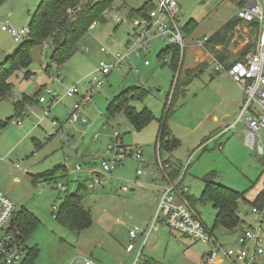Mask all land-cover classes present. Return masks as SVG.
I'll return each mask as SVG.
<instances>
[{"label":"rangeland","instance_id":"374dc122","mask_svg":"<svg viewBox=\"0 0 264 264\" xmlns=\"http://www.w3.org/2000/svg\"><path fill=\"white\" fill-rule=\"evenodd\" d=\"M41 1L0 0V62L18 47L10 33L1 29L2 25L8 21L11 27L28 28ZM155 1L114 0L104 10L105 21H96L94 28H88L77 51L62 69L57 70L54 64L48 70L50 73L45 71L46 64L50 63L46 57L47 50L34 47L29 68L31 76L23 78L22 73L14 74L10 79L14 83L10 95L0 100V123L13 116L6 127L0 129V191L11 199L15 213L25 208L39 219V225L25 240L27 248H37L33 264H57L76 254V246L79 245H83L84 250L73 259L85 256L98 264H132L142 238L136 240V249L129 253L125 250L130 241L128 231L133 226L147 228L157 207V190L149 185L160 179L159 171L152 168L156 167L158 153L157 119L169 106L167 128L175 138L176 146L161 157L178 165L189 160L183 177L181 168L179 176L173 179L174 183L179 181V188H187L190 196L199 199L204 189V177L211 174L216 183L244 195L245 199L238 203L239 230H228L219 225L214 227L216 209L213 204L209 201L195 202L194 207L201 220L212 230L218 243L223 248L238 246L240 229L254 227L259 219V215L252 212L251 202L264 186V158L244 145L242 124H237L235 131L214 139L224 125L236 118L239 108L235 105V98L238 96L241 101V89L225 72L212 74L214 62L210 55L206 56L204 46L198 45L199 40L213 35L225 22L234 18L238 6L231 0H176V16L183 32L184 48L175 71L171 67V56H165V64L162 58L158 59L160 50L168 44L165 39L149 35L151 47L139 55L128 48L131 42L136 41L135 33L141 30L133 26L132 21L136 17L129 18L130 9ZM115 14L129 21H116ZM254 30L250 24L238 21L228 32L227 42L215 49L227 54L229 60L242 58L253 48ZM117 52L128 53L122 66L112 69L93 92L92 101L80 106V117L87 119L85 127L68 125V110L76 98L66 97V89L76 84L83 92L99 62L109 61L110 55ZM200 58L203 62L191 68ZM145 60H148V65H144ZM52 73L56 76L51 77ZM176 79L178 86L171 99V86ZM132 85L148 91L142 99L131 102L132 105L136 110L148 108L153 118L142 129L136 130L120 111L108 120L109 126L104 127L102 119L107 105ZM40 87L54 90L61 98L60 102H50L48 108L49 97L46 95L47 102L25 104L24 110L27 111L18 117L14 102L23 96L33 97ZM43 109L50 111V118L57 117L58 126L54 127L50 118L39 119ZM19 118H22V126L15 122ZM113 131L122 136L126 146L141 147L144 162L124 158L122 165L113 170L111 180L102 176L104 185H94L85 192L82 204L90 210L92 223L84 233L75 235L59 223L57 212L53 214L52 207H59V192L71 191L78 183L84 184L88 170L100 166L92 160L94 150L90 144L107 141ZM61 133L65 137H60ZM69 135L73 139L67 140ZM95 136L97 139L93 140ZM83 138H87L86 142L82 141ZM80 142L90 145L87 158L75 157L71 149ZM77 164L81 170L73 172ZM59 165H64L67 170L68 181L60 178L61 172L50 182L33 181L35 175L48 173ZM141 166H144L143 173L137 176L136 170ZM124 181L133 189L122 192L120 186ZM61 184L66 188L61 189ZM261 210L264 213V206ZM259 235L264 249V224ZM213 247L210 242L196 240L162 223L150 233L142 248V257L149 264H231L224 256L213 263L206 262L204 255ZM259 260L262 261V257Z\"/></svg>","mask_w":264,"mask_h":264},{"label":"built area","instance_id":"2783aa9c","mask_svg":"<svg viewBox=\"0 0 264 264\" xmlns=\"http://www.w3.org/2000/svg\"><path fill=\"white\" fill-rule=\"evenodd\" d=\"M237 6L235 17L244 24H250L256 30V39L254 47L247 51L240 60L231 62L229 65H223L216 57L212 58L214 62L213 71L215 74L221 71L225 72L232 81H234L243 94V102L239 108L236 118L224 125L214 139L220 137L229 131H235L237 124L243 125L242 136L246 147L255 150L260 157L264 158V0H231ZM152 8L148 9L143 15L137 16L132 21L133 26L141 28L135 33L136 41L128 45L129 50L135 51L138 55L151 47V38H160L168 41V44L175 45L180 51V57L183 55L184 38L182 29L178 25V17L176 16L178 8L176 0H156L152 3ZM106 12H104V16ZM116 21H129L122 19L115 14ZM96 21H93L89 29L94 28ZM2 30L7 31L12 36L14 42L18 43L27 37L29 28H14L6 21ZM151 36L149 38L148 36ZM209 36L203 37L199 41V45L204 46ZM44 47H47L46 43ZM87 50V49H86ZM102 52H106L101 48ZM128 53L121 54L119 52L111 54L110 60L105 62L101 60L95 68L92 76L89 79L87 88L80 92L77 85H72L65 91V96L76 98L72 107L68 110L66 122L73 126L79 122L86 123L85 117H80V106L90 103L93 98V92L98 88L105 76L114 68L122 66L123 60ZM166 60L165 56L160 57ZM148 60L144 61V65H148ZM176 78V77H175ZM46 95L49 97V106L56 102H60L58 94L50 89L44 88L38 96L37 102L43 104L47 102ZM51 102V103H50ZM27 110H23L24 113ZM50 118V111L43 109L39 115V119ZM22 118L16 119L17 125L22 126ZM53 126H58L57 119L50 118ZM109 126V122L105 123ZM53 135V133L51 134ZM50 135V136H51ZM61 136L64 137L63 134ZM97 136L93 138L96 140ZM221 147V146H220ZM158 151V144H157ZM132 158L138 162H144L143 150L141 147L126 146L122 141V136L113 131L109 142L104 150L94 151L92 160L99 163V167L88 170L87 176L90 177L88 188H93L94 185L104 184L102 176L106 180L111 179L113 170L122 165L124 158ZM189 160L183 165L181 164V178L187 169ZM160 173V179L155 180L150 185L154 190H157L158 199L156 210L147 223V228L133 226L129 229V243L125 246V250L129 253L136 249V240L141 237V244L137 250L132 264H149L147 259L142 257V248L146 244L150 233L164 223L172 229H175L182 234L191 236L196 240L210 242L214 247L206 253L205 261L213 263L224 256L231 264H264V249L262 248L263 240L259 232L264 224V213L262 210L253 207L252 212L259 215V219L255 222L254 227H249L241 230L237 234V245L223 246L218 243L216 237L205 226L200 218L199 212L191 205L187 198V188H179L175 180L169 177L168 172L170 165L157 153L156 167ZM144 166L137 168V176L142 175ZM80 165L74 167L73 172L80 171ZM180 178V179H181ZM125 182V181H124ZM138 185V181H135ZM61 189H65L66 185L61 184ZM122 192H127L133 187H128L127 182L120 186ZM66 190V189H65ZM53 214H56L58 208L52 207ZM15 214V206L11 199L0 191V264H21L26 255V246L21 231L12 223ZM262 257V261H258ZM72 262L80 264H98L95 260L88 257H79ZM71 262V264H72Z\"/></svg>","mask_w":264,"mask_h":264},{"label":"trees","instance_id":"16d2710c","mask_svg":"<svg viewBox=\"0 0 264 264\" xmlns=\"http://www.w3.org/2000/svg\"><path fill=\"white\" fill-rule=\"evenodd\" d=\"M113 1L114 0H85L81 2V0H42L32 17L28 27L29 33L27 37L18 42V47L13 54L8 55L4 61L0 62V100L10 95L14 87V83L10 79L14 74L22 73L23 78L31 76L32 72L29 68L32 63L31 51L34 47L40 46V49L47 50L46 57H48L50 63L46 64L45 71L50 73L48 70L50 66L54 64L56 69H62L64 63L77 51L78 44L86 35L90 24L93 21H105L104 10L108 8ZM152 6V2H149L143 4L141 7L130 9L129 18L145 14ZM238 21L240 20L234 17L225 22L218 31L209 36L204 44V48L209 52L213 51V55L219 60H223L224 53L217 51L215 46L224 45V43L227 42L228 32L237 25ZM45 43L47 47H44ZM252 45L254 47V43ZM248 47L249 46L244 48L242 52ZM179 54L177 46L166 44L160 50L158 59L162 56H171V67L176 71L179 63ZM240 59L241 58H237L231 62ZM162 63L165 64V62ZM191 71L192 70H186V72ZM52 74L56 76L55 73ZM177 86L178 81L176 79L173 87L171 86V99L174 98ZM43 90L44 87H40L34 93L33 97L23 96L21 99L14 102L18 117L25 114V112L22 113L25 104H30L34 101L39 104L37 102L38 96ZM147 92L148 91L144 87L137 85H132L123 89L107 105V110L103 114L105 119L108 121L118 112L123 111L127 120L136 130L142 129L153 118V115L146 107L136 110L131 102L142 99ZM169 107L166 108L163 115L157 119V144L160 156L165 152H171L176 146V140L170 135L167 128L166 114ZM12 118L13 116L9 117V120L7 119L1 122L0 129L6 127L8 121L10 122ZM54 119H57V117H54ZM164 160L170 165V170L168 172L169 177L176 179L181 172V164L172 163L169 158ZM94 163L96 164V162ZM57 172L62 173L60 178H65L66 181H68L67 170L61 165L48 173L40 174L39 177L44 178V181L50 182L56 179L55 175ZM213 177L214 176L211 174L204 177V189L199 199L186 193L187 198L193 206H195L197 200L201 202L209 201L213 204V207L216 209L214 227L219 225L228 230H234L236 228L239 230L240 217L238 214V203L240 199H245L244 195L216 183L213 181ZM88 189L85 183H78L74 190H64L63 195H61L62 197H59L61 198V202L57 210L56 219L64 228L75 235H80L92 223L90 210L85 208L82 204L84 194L88 192ZM251 204L253 207L260 210L261 207L264 206V186ZM12 223L21 231L22 235L25 237V242L28 235L39 225V219L33 213L22 208L14 214ZM209 230L212 233V230ZM36 257L37 248L26 247V255L21 264H33Z\"/></svg>","mask_w":264,"mask_h":264},{"label":"crops","instance_id":"0c3cea01","mask_svg":"<svg viewBox=\"0 0 264 264\" xmlns=\"http://www.w3.org/2000/svg\"><path fill=\"white\" fill-rule=\"evenodd\" d=\"M233 2V1H232ZM234 3V2H233ZM235 4V3H234ZM200 41V40H199ZM198 45H199V42H198ZM200 46V45H199ZM220 45H218V46H215V47H219ZM204 49V51L206 52V56H209V57H211V59L213 58V57H216L215 55H213V53H209V51H207L205 48H203ZM220 49V48H219ZM252 49V48H251ZM250 49V50H251ZM249 51V50H248ZM223 60H219L217 57V59L223 64V65H225V66H227L228 64H230L231 63V61L232 60H229V58H228V55L227 54H223ZM201 61L203 62V58H200L199 59V61L196 63V64H194V65H192V66H190L191 68L192 67H196L198 64L200 65V63H201ZM186 69V68H185ZM212 74H215L214 72H212ZM217 74H219V73H217ZM51 75V77H53L54 76V74H50ZM243 95V94H242ZM240 101V98L237 96L236 98H235V105L236 106H238V108H240L241 106L240 105H242V101H243V96H241V101ZM237 108V109H238ZM107 122V120L105 119V117L102 119V124H103V126L104 127H106L105 126V123ZM87 124V122L86 123H81V122H79V123H77V126H82V127H85V125ZM55 127V126H54ZM59 127H61V124H60V126ZM61 134H63L64 135V133H61ZM61 134H60V137H63V136H61ZM65 137V136H64ZM73 139V136H71V135H69V137L67 136V140H69V139ZM86 140H87V138L85 139V138H83L82 139V141H84V142H86ZM109 140H110V137H109V139L106 141V140H104V141H100L99 142V144L97 143V144H94V145H92V144H90L91 145V149L92 150H94V151H102V150H104V148H105V146H106V144L109 142ZM91 141V140H90ZM244 143V142H243ZM89 144H81V142H80V144H77V143H75L74 145H73V147H71V149H72V151H73V153H74V155H76L75 157H81V158H87V156H88V151H89V147L88 146H90ZM220 146H221V149H222V145L220 144ZM182 164V163H181ZM60 166V165H59ZM61 166H64V165H61ZM73 170H74V168H73ZM72 170V171H73ZM57 173H59V172H57ZM56 173V174H57ZM40 175V174H39ZM39 175H35L34 177H33V181L35 182V183H39V182H42V181H44L43 179L44 178H41V177H39ZM55 178H56V175H55ZM113 178V176H112V174H111V179ZM111 179H109V180H111ZM54 180V179H53ZM89 180H90V177H88V176H86V178H85V184L88 186V182H89ZM47 182V181H46ZM104 185V184H103ZM141 186V185H140ZM77 187V186H76ZM75 187V188H76ZM149 187H151L150 185H149ZM148 187V188H149ZM90 189V188H89ZM66 190H68V189H66ZM74 190V189H73ZM69 191V190H68ZM63 193H64V191L63 192H59V195H58V198L61 196V195H63ZM89 228V227H88ZM87 228V229H88ZM82 233H84V232H82ZM81 233V234H82ZM239 233V232H238ZM237 233V234H238ZM81 250H84V248H83V245H79L78 247L76 246V254H74V255H79L82 251ZM74 255H72L71 257H65L64 258V260L63 261H59L57 264H71V262L74 260L73 259V257H74ZM83 257H85V256H83ZM92 259V258H91ZM72 264H80L79 262H72Z\"/></svg>","mask_w":264,"mask_h":264}]
</instances>
